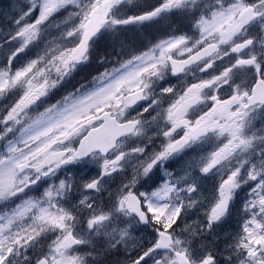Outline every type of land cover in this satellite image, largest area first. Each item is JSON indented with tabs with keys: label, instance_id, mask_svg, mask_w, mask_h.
I'll use <instances>...</instances> for the list:
<instances>
[{
	"label": "snow or ice",
	"instance_id": "1",
	"mask_svg": "<svg viewBox=\"0 0 264 264\" xmlns=\"http://www.w3.org/2000/svg\"><path fill=\"white\" fill-rule=\"evenodd\" d=\"M0 264H264V0H0Z\"/></svg>",
	"mask_w": 264,
	"mask_h": 264
}]
</instances>
